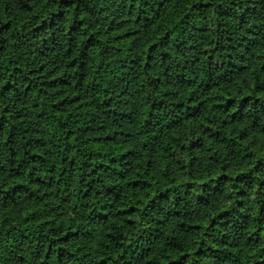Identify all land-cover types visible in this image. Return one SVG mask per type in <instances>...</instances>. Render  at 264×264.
Segmentation results:
<instances>
[{
    "label": "trees",
    "instance_id": "16d2710c",
    "mask_svg": "<svg viewBox=\"0 0 264 264\" xmlns=\"http://www.w3.org/2000/svg\"><path fill=\"white\" fill-rule=\"evenodd\" d=\"M0 264H264V0H0Z\"/></svg>",
    "mask_w": 264,
    "mask_h": 264
}]
</instances>
